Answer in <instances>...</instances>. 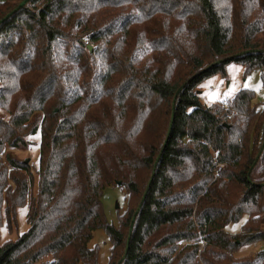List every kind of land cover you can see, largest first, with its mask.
<instances>
[{
	"label": "trees",
	"instance_id": "1",
	"mask_svg": "<svg viewBox=\"0 0 264 264\" xmlns=\"http://www.w3.org/2000/svg\"><path fill=\"white\" fill-rule=\"evenodd\" d=\"M230 63L264 91V0H0V264H98L96 230L107 264H264V101L198 92Z\"/></svg>",
	"mask_w": 264,
	"mask_h": 264
},
{
	"label": "rangeland",
	"instance_id": "2",
	"mask_svg": "<svg viewBox=\"0 0 264 264\" xmlns=\"http://www.w3.org/2000/svg\"><path fill=\"white\" fill-rule=\"evenodd\" d=\"M241 88H248L254 92V103L260 104L264 101V91L261 86L258 72L245 74L243 66L230 63L225 68L224 76L218 74L213 75L198 85L200 102L205 106H211L218 102L230 100ZM0 117L7 119V114L1 109ZM35 139L37 140V137ZM35 139H33L34 142H36ZM13 154L20 160L26 159L30 163H33L37 159V148L35 146L28 147L25 150L14 151ZM180 192L181 190L176 194H180ZM126 198L127 196L124 191L118 186H108L102 191L101 203L103 214L106 221L113 226L117 225L118 216L123 215L129 207ZM243 221L244 219H241L237 223L228 225L226 231L230 233L238 232ZM16 228L18 233H22L27 229L25 223V208L23 207L16 210ZM88 247H95L97 249L98 264L108 263L110 242L103 230H96L93 232ZM260 248L261 244L246 245L236 251L235 256L239 257L256 253Z\"/></svg>",
	"mask_w": 264,
	"mask_h": 264
},
{
	"label": "water",
	"instance_id": "3",
	"mask_svg": "<svg viewBox=\"0 0 264 264\" xmlns=\"http://www.w3.org/2000/svg\"><path fill=\"white\" fill-rule=\"evenodd\" d=\"M24 3H25V2L20 3L19 6H22ZM87 48H88L89 51H91V47H90V46H88ZM132 222H133V218L131 219L130 225L132 224ZM126 251H127V247H126V249H125V254H126ZM125 254H124V256H125Z\"/></svg>",
	"mask_w": 264,
	"mask_h": 264
}]
</instances>
